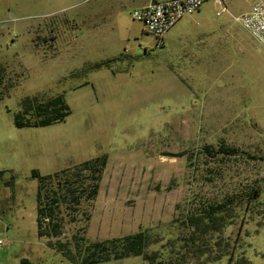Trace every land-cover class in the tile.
<instances>
[{"label": "rangeland", "instance_id": "374dc122", "mask_svg": "<svg viewBox=\"0 0 264 264\" xmlns=\"http://www.w3.org/2000/svg\"><path fill=\"white\" fill-rule=\"evenodd\" d=\"M147 1L0 0V264H79L138 231L162 264H228L233 247L232 264H264V49L211 0L157 42L132 18ZM58 96L63 122L14 126L21 100ZM102 156L91 199L76 167ZM34 170L61 172L41 203L57 237L37 236ZM220 203L224 227L190 224Z\"/></svg>", "mask_w": 264, "mask_h": 264}, {"label": "trees", "instance_id": "16d2710c", "mask_svg": "<svg viewBox=\"0 0 264 264\" xmlns=\"http://www.w3.org/2000/svg\"><path fill=\"white\" fill-rule=\"evenodd\" d=\"M3 69L0 68V85H1V73ZM69 108L64 103L61 97H55L47 100H40L38 98L23 99L20 102V110L14 115L13 123L16 128H35V127H47L56 123H61L69 115ZM209 149V148H206ZM222 153L228 155H234V149L221 148ZM107 165L106 156L98 157L93 160L85 161L76 167L78 172H84L90 174L93 177V183L90 187L88 196L93 199L98 193L99 182L101 175ZM63 172V171H62ZM61 173V172H60ZM59 172L41 176L37 171H32V178L37 180L36 190V229L37 236L39 238H52L57 237L60 234L61 227L59 224L53 223V204L57 201L54 199L50 200L48 206L41 205L43 198V189L45 181L54 179L59 176ZM54 193V191L52 192ZM57 195V193H55ZM255 198L258 195L254 194ZM223 204H215L209 206L204 218L194 217L190 219L192 223H204L205 227H210L214 232L221 228V221L223 217L217 216L219 212L224 209ZM229 217V222L226 224L227 227L231 226L230 221L232 216ZM44 220L49 221L44 224ZM223 225L222 227H224ZM237 243V242H236ZM51 245V244H49ZM150 246L149 235L146 231H138L135 234L125 235L118 238L108 239L101 242L88 243L85 245V258L81 260L79 264H97L106 263L111 260L119 261L129 257H141L143 264H162L161 256L158 252H152L149 254L147 248ZM234 247L230 250L228 257V264H232ZM58 252H62L63 256L72 263H78L75 257L70 252H63L61 248H58ZM239 260L236 264H248V261L244 258L243 253L238 257Z\"/></svg>", "mask_w": 264, "mask_h": 264}, {"label": "built area", "instance_id": "2783aa9c", "mask_svg": "<svg viewBox=\"0 0 264 264\" xmlns=\"http://www.w3.org/2000/svg\"><path fill=\"white\" fill-rule=\"evenodd\" d=\"M210 0H149L135 11L132 18L143 25L146 34L157 42L184 16L197 12ZM220 7L217 16L228 14L249 36L264 49V0H255L248 11L233 15L228 4L233 0H211ZM0 240V246L2 245Z\"/></svg>", "mask_w": 264, "mask_h": 264}, {"label": "crops", "instance_id": "0c3cea01", "mask_svg": "<svg viewBox=\"0 0 264 264\" xmlns=\"http://www.w3.org/2000/svg\"><path fill=\"white\" fill-rule=\"evenodd\" d=\"M254 1H255V0H253V2H254ZM148 2H149V0H148L145 4H143L142 6H140L139 8L145 6ZM252 4H253V3H252ZM139 8H138V9H139Z\"/></svg>", "mask_w": 264, "mask_h": 264}]
</instances>
